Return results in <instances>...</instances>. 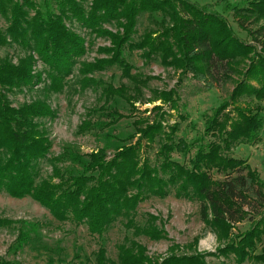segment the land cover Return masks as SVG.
<instances>
[{
  "label": "trees",
  "instance_id": "1",
  "mask_svg": "<svg viewBox=\"0 0 264 264\" xmlns=\"http://www.w3.org/2000/svg\"><path fill=\"white\" fill-rule=\"evenodd\" d=\"M231 12L244 30L251 18L254 24L262 22L254 30H246L251 42L240 40L222 15L189 0H0V20L5 24V28L0 27V48L22 53L15 63L8 55L0 58V193L15 199L29 197L54 220L85 225L93 236H103L121 217L135 235L160 240L163 234L151 216L142 227L133 225L132 216L140 203L152 197L164 199L173 192L176 199L197 201L202 223L216 238H227L236 224L247 219L254 205L262 207L264 202L263 185L257 174L245 161L229 155L237 144L254 142L262 128L264 0H248ZM142 15L151 21L159 15L160 20H154V28L145 29L135 39ZM72 25L109 42V46L97 49L103 58L94 63L78 62L87 52L86 41ZM125 51H140L146 64L156 62L171 69L178 77L176 88L150 90L151 97L144 100L142 91L153 77L132 74L134 67L126 60ZM250 55V63L229 101L220 103L206 117L203 137L195 143L193 156L187 164L175 161L173 153L188 154L194 147L177 138L186 116L179 115V121L167 125L170 112L179 110L177 88L183 78L189 75L207 89L221 86ZM37 61L48 74L47 84L41 74L33 71ZM111 68L120 70L121 77L131 85L115 87L91 77ZM74 69L80 89L95 85L103 99V105L86 111L77 126V136L91 134L99 126L111 128L127 118L108 107L114 98L127 103L131 115L137 111L136 103L156 101L168 106L169 112L155 106L153 119L136 118L132 122L134 132L110 156L104 149L80 155L66 145L62 153L49 157L52 141L42 121L53 120L56 112L47 98L63 91L65 80ZM41 83L45 98L11 106L8 94L31 91ZM238 102L247 106L234 107L235 118H231L228 108ZM249 106L254 107L255 113ZM97 115L106 117L108 122L99 125L94 121ZM154 145L156 152L151 157ZM43 161L51 170L47 176L42 175ZM67 162L78 165L80 171L72 172L65 167ZM213 174L220 177L214 178ZM12 224L25 222L0 219V228ZM28 236L25 230L18 232L13 254L26 245ZM233 237L218 252L224 256L233 253L242 263L264 237V214L247 231ZM116 258L118 264H206L201 254L152 262L146 249L129 239L117 246ZM262 258L255 256V260ZM108 263L106 250L100 247L93 264ZM0 264L17 263L0 258Z\"/></svg>",
  "mask_w": 264,
  "mask_h": 264
},
{
  "label": "rangeland",
  "instance_id": "2",
  "mask_svg": "<svg viewBox=\"0 0 264 264\" xmlns=\"http://www.w3.org/2000/svg\"><path fill=\"white\" fill-rule=\"evenodd\" d=\"M41 3L42 0H34ZM199 7H206L207 10L217 12L228 22L234 34L242 41L251 42V38L246 34L247 29L254 30L260 24H254L253 19L246 23V30L241 29L237 24V16L231 12L233 7H242L248 0H189ZM154 20H160L156 15L151 21L147 15L138 18L136 27L137 34L135 39L147 28H154ZM262 23V22H261ZM0 27L5 28V24L0 20ZM72 29L82 36L86 41V54L81 57L80 63H94L96 59L104 56L97 54V49L109 46V42L101 38L89 36L88 32L72 25ZM109 31L115 33V29L107 26ZM259 51V50H257ZM8 55L16 62V58L22 55L19 51L12 48H0V58ZM128 63L134 69L132 74L136 73L142 77H153L148 87L143 89V99L151 97L150 90H170L176 88L177 75L171 69H164L156 62L145 63L141 57L140 51L124 52ZM249 59L244 60L236 69V73L230 75L228 81H224L221 86L214 85L212 89H207L203 83L191 79L189 75L183 78L181 86L177 88L179 97L178 112H170L167 125H172L174 121H179V115L186 116L185 121L180 124L177 138L184 141L187 145H194L188 154L175 152L172 158L181 163L187 164L190 157L193 156L197 140L203 137L204 122L207 116L223 101H229L233 88L237 81L241 80L243 73L250 63ZM76 66V65H75ZM34 73L41 74L42 81L48 83V74L43 69L40 61L35 63ZM77 71L74 69L71 76L65 81L66 85L59 94H52L47 98L51 109L56 113L53 120H43L49 138L52 141L50 150L51 156L62 153L66 145L72 146L73 150L81 154H87L98 149H104L108 156L112 155L115 149L125 142L126 137L134 132L132 122L138 117H149L153 119L156 112L152 110L155 106H160L163 111H168V106L162 105L160 101L149 104H135L136 112L131 111L127 103L121 99L109 100L108 107L117 110L120 114L127 116L120 120L111 128L99 126L93 133L84 136L75 134L77 126L84 119L86 111L98 108L103 105V99L100 97V90L95 85L81 90L76 82ZM91 77L95 81H103L115 87L120 85L130 86L131 82L121 77V72L117 68H111L106 71L94 73ZM253 83V82H252ZM43 84L33 87L31 91L22 90L13 94H8V100L12 107H18L22 103L30 102L37 98H45L41 88ZM245 103L238 102L230 104L228 112L231 118H235V108H244ZM252 105V104H251ZM247 106V105H246ZM252 108L253 106H249ZM260 116L262 118V128L258 137L252 143L237 144L229 155L235 159L246 162L253 170L262 183V194L264 196V101L260 104ZM99 125L108 122L104 116L97 115L94 118ZM207 137L205 140H208ZM157 145L150 152L153 157ZM65 167L72 172L80 171L76 164L67 162ZM48 162L42 163V175L50 174ZM214 178L220 176L214 175ZM263 206L254 205L250 210L247 219L236 224L228 232L227 238H216L215 234L206 227L199 217V204L197 201L191 202L184 199H176L173 192L164 198H150L140 203L133 213V225L142 227L149 221L151 216L158 231L163 234L160 240H151L144 235H135L133 229L125 227L127 221L124 218H118L112 224L110 229L101 237L90 235L85 225L75 226L74 223L58 222L52 218L49 212L34 202L31 198L21 199L12 198L5 193H0V219L11 221H24L25 225L12 224L10 227L0 228V258L14 261L17 264H93L94 255L100 247L106 250V258L110 263L118 264L116 261L117 246L123 245L125 239L142 245L146 249V254L153 261L161 262L170 256H183L192 254H201L205 258L206 264H264V237L258 243L253 251L249 253L242 263L237 262L233 253L227 256L219 254L222 249L230 243L233 236H238L247 231L253 222L257 221L259 216L264 214ZM35 225V229H32ZM25 230L29 233V240L26 245L13 254V245L18 236V232ZM234 239V237H233ZM237 240V239H236ZM256 257H263L256 259ZM251 257V258H250ZM108 263V264H110Z\"/></svg>",
  "mask_w": 264,
  "mask_h": 264
}]
</instances>
